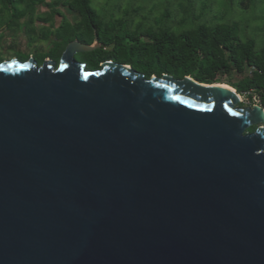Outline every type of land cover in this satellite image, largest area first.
Segmentation results:
<instances>
[{"label": "water", "instance_id": "1", "mask_svg": "<svg viewBox=\"0 0 264 264\" xmlns=\"http://www.w3.org/2000/svg\"><path fill=\"white\" fill-rule=\"evenodd\" d=\"M98 46L0 61V264H264L261 104Z\"/></svg>", "mask_w": 264, "mask_h": 264}, {"label": "trees", "instance_id": "2", "mask_svg": "<svg viewBox=\"0 0 264 264\" xmlns=\"http://www.w3.org/2000/svg\"><path fill=\"white\" fill-rule=\"evenodd\" d=\"M2 1L14 19L28 17L23 21L26 26L33 24L36 5L45 2V0ZM228 1H238L243 8H248L253 0ZM63 4L78 12L80 18L71 23L65 17H61L53 29L41 31L45 39L53 37L54 40L49 54L44 57L52 55L58 60L70 41L77 39L84 43H92L96 36L100 47L83 54L84 59L89 60V63H86L87 67L99 68L102 61L113 58L111 51L122 48L127 39L130 51L138 56V62L146 65L147 70L144 73L146 77L167 73L176 78L190 75L199 82L215 83L219 82L215 76L221 69L229 73L234 71L239 74V78L236 81L229 79L227 84L235 87L241 96L249 98L253 103H260L264 108V48L256 51L252 40L240 39L236 33L237 24L232 22L211 24L202 21L177 32L171 25H164L155 27L152 32L138 35L122 30L121 22L114 29L107 27L91 5V0H65ZM11 23H14L13 19ZM111 44L112 49L105 50ZM121 62L130 64L127 60ZM38 63H42V58ZM238 105L244 104L241 101ZM256 126H250L246 132L254 131Z\"/></svg>", "mask_w": 264, "mask_h": 264}, {"label": "rangeland", "instance_id": "3", "mask_svg": "<svg viewBox=\"0 0 264 264\" xmlns=\"http://www.w3.org/2000/svg\"><path fill=\"white\" fill-rule=\"evenodd\" d=\"M64 1L45 0L36 5L33 24L26 26L23 21L28 17L14 19L11 11L0 0V61L32 57L37 62L41 58L42 61L47 58L54 59L52 55L44 57L53 47V37L45 39L41 33L53 29L61 17L71 23L80 18L78 12L63 4ZM91 5L107 27L114 29L121 22L122 30L130 34L152 32L155 27L164 25H171L177 32L193 26L196 22H232L238 26L236 33L240 39L252 40L256 51L264 48V0H253L248 8H243L238 1L228 0H91ZM11 19L14 23H11ZM124 45L111 51V60H127L130 62L128 65L145 73L146 65L138 62V56L130 51L127 39ZM112 47L113 44L105 50L110 51ZM83 52H76L75 58L89 63V60L84 59ZM238 78L239 74L236 72L229 73L223 69L215 76L218 83L225 84L229 79L236 81ZM241 99L244 106L253 104L249 98L241 96Z\"/></svg>", "mask_w": 264, "mask_h": 264}, {"label": "flooded vegetation", "instance_id": "4", "mask_svg": "<svg viewBox=\"0 0 264 264\" xmlns=\"http://www.w3.org/2000/svg\"><path fill=\"white\" fill-rule=\"evenodd\" d=\"M25 60V59H24Z\"/></svg>", "mask_w": 264, "mask_h": 264}]
</instances>
